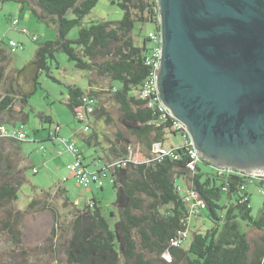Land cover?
Wrapping results in <instances>:
<instances>
[{"label": "trees", "instance_id": "obj_1", "mask_svg": "<svg viewBox=\"0 0 264 264\" xmlns=\"http://www.w3.org/2000/svg\"><path fill=\"white\" fill-rule=\"evenodd\" d=\"M19 1L29 3L40 21L57 26V36L39 42L34 56L21 67L11 66L14 51L9 41L14 39H10L7 46L3 41L0 42V123L15 126L19 120H28L29 114L24 107L38 90L40 75L45 72L48 77L59 82L51 74V67H59L56 53L63 51L78 69L88 72V87L83 89L76 84L68 85L66 101L83 127L89 122V130L84 131L83 128L82 135L83 142L94 148L88 163L101 162L102 167L97 171L104 172L109 164L120 162L109 169L116 194V214L112 211L110 217L106 216L95 198L83 207L77 206L70 221L67 262L264 264V207L257 216L253 215L247 188L250 180L252 183L257 177L236 169H219V165L204 156L195 170H191L187 166L188 156L183 146L175 148L179 155L177 159L170 154L159 156L154 152L155 143L165 145L171 122H161L149 106L148 99L139 95L152 71L146 62L151 38L147 35L142 43H137L134 30L137 23L144 25L152 22V32L158 31V0H119L117 4L124 11L122 19L91 21L87 26H80L76 38L68 37L69 32L81 24L99 0ZM112 2L115 3V0ZM23 27H20L18 19L17 26L13 28L21 31ZM27 35L34 42L39 40L37 33L29 31ZM19 44L20 48L24 46L23 43ZM93 72L108 78L110 87L107 92L119 105L123 125L130 135L147 148L141 158L136 156L132 148L133 140L125 132H118L117 137L110 139L109 145L103 147L107 154L95 155L99 151L97 147L102 143L98 131L93 127L95 119L105 118L110 122L112 118L101 102L100 93L104 91L103 88L94 85L89 76ZM86 95L94 96L97 102L92 114L82 120L77 114L84 106ZM39 116L43 121L53 123L50 116L43 113ZM168 120H172V117ZM55 127L60 128V125L55 124L53 127L55 136L52 139L60 136L59 129ZM6 140L16 148H20L22 141L0 138V210L4 209L8 216L4 220V227L17 235L19 231L11 221L10 206L17 200L19 188L25 181L23 171L26 166L19 168L12 161L5 145ZM130 152L133 159L128 160L126 165L121 164ZM83 157L86 160L88 156L83 153ZM177 180L184 181L180 184L186 183L198 192L207 204L203 212L190 214L177 188ZM59 188L65 194V204L68 203L67 189ZM46 193L49 195V191ZM35 203L33 200L30 206ZM43 207L51 206L44 200ZM203 214L212 221L213 226L205 231H195L187 248L185 243L181 246L173 245L172 240L177 238L179 231L189 230L191 217ZM250 229L258 233L251 237ZM166 254H169L170 259Z\"/></svg>", "mask_w": 264, "mask_h": 264}, {"label": "rangeland", "instance_id": "obj_2", "mask_svg": "<svg viewBox=\"0 0 264 264\" xmlns=\"http://www.w3.org/2000/svg\"><path fill=\"white\" fill-rule=\"evenodd\" d=\"M118 1L115 0L113 3L112 0H99L81 24L76 25L69 32L68 37L76 38L80 26H87L91 21L122 19L124 11L117 4ZM13 18L20 20V27H27L31 33H37L39 40L34 42L27 34L13 28ZM141 26L142 29H140ZM153 29L154 23L152 22L144 25L137 23L134 30L137 43H142ZM56 36L57 26L40 21L32 12L29 3L19 0H0V42L3 41L7 46L8 41L14 39L24 44L22 48L12 52L11 66H23L34 56L39 42L54 39ZM56 57L59 67L53 65L51 74L59 82L43 72L40 75L38 90L29 98V103L24 107L25 112L29 114L28 120L26 122L17 121V125L23 126L29 138L22 141L20 148H16L14 144L6 140L5 145L11 154L12 161L17 167L26 166V168L23 171L25 181L19 188L18 198L10 206L11 221L19 231L17 235L4 227V220L8 216L4 209L0 210V264H69L66 245L71 233L70 221L77 206L83 207L86 202L95 198L106 216L110 217L112 211L115 214L117 211L114 206L116 194L110 171H107L103 177L102 189L97 183L86 188L77 183L73 172L68 168L71 159L68 153V151L71 152L68 149V140L74 139L88 157L94 152L93 147L83 142V125L66 104L68 85L76 84L84 89L88 87L89 80L88 72L78 69L65 52L58 51ZM89 76L94 85L103 88L104 91L100 93L101 102L112 118L110 122L105 118L95 119L93 127L98 131L102 140L101 145L97 147L99 151L95 155L107 154V150L103 147H107L109 140H114L118 132H125L133 140L132 148L136 156L141 158L147 148L140 144L135 136L130 135L123 125L119 105L107 92L110 87L108 78L101 77L95 72ZM40 113L50 116L53 123L43 121L39 116ZM55 124L60 125V136L57 139H52V137L49 139V132ZM7 125L12 126L13 124ZM182 141L180 133L168 132L164 144L167 147L178 146L182 144ZM89 159L87 158L85 162L88 163ZM88 167L93 169L94 165L88 163ZM177 183H184V181L177 180ZM59 187L67 189L66 196L69 200L66 204L65 194L60 192ZM247 188L250 192L252 213L257 216L263 208L264 195L252 183H249ZM48 191L49 195L46 193ZM33 200L36 203L30 206ZM44 200L49 202L51 207H43ZM212 226V221L204 214L192 216L189 223L190 235L184 246L188 247L195 231H205ZM54 228H57L56 231ZM257 233L255 229L249 230L251 237Z\"/></svg>", "mask_w": 264, "mask_h": 264}, {"label": "water", "instance_id": "obj_3", "mask_svg": "<svg viewBox=\"0 0 264 264\" xmlns=\"http://www.w3.org/2000/svg\"><path fill=\"white\" fill-rule=\"evenodd\" d=\"M162 102L219 166L264 175V0H158Z\"/></svg>", "mask_w": 264, "mask_h": 264}, {"label": "built area", "instance_id": "obj_4", "mask_svg": "<svg viewBox=\"0 0 264 264\" xmlns=\"http://www.w3.org/2000/svg\"><path fill=\"white\" fill-rule=\"evenodd\" d=\"M12 23H13L12 24L13 27H16L18 24V19L15 18ZM20 30L22 33L25 34H28L29 32L28 29L25 27L20 28ZM150 38H151L150 39L151 49L149 50V53L146 57V62L148 65L151 66L152 71L149 74V76L146 78L144 84L142 85L141 90L139 91V95L144 99H148L149 106L152 108L154 114H156L159 117L161 122H166V121L171 122L169 132L171 134L174 131H175L174 134L180 133L183 139L182 144L178 146L167 147L162 143H155L154 152L159 156L163 154H170L173 158L177 159L179 155L175 148L183 146L186 148L187 151V156H188L187 166L189 169L195 170L196 166L202 162L204 157L195 148L194 141L187 129L186 124L183 123L180 119L176 118L171 113L170 109L162 102L157 89L156 72L159 68L160 59H161V19L158 22V31L152 32L150 34ZM9 44L12 47L13 51H16L18 48L21 47V45L15 40H10ZM84 102H85L84 106L81 109H79L77 114L78 118L82 120H86L87 116L89 117V115L92 114V112L95 109L97 99L92 95H86L84 96ZM169 117H172V120H168ZM55 128L59 129V127H55ZM83 128L84 131H88L89 122ZM49 134L50 137H54L55 129L54 128L51 129ZM0 138H15L21 141H25L29 138V135L24 130L23 126H18V125L9 126L6 123H0ZM67 145H68V149L74 155V160L68 164V168L73 172L77 183L86 188L91 187L93 183H97L98 185L103 186L104 185L103 177L106 174H104V172L92 170L85 164L83 152L79 149L74 139L68 140ZM132 159H133V154L130 152L128 158L126 160H123L121 164L126 165V162ZM116 163H120V162H114L112 166H115ZM219 169L234 170L236 168L219 166ZM34 170L36 171V169ZM236 170L242 171L240 169H236ZM247 174L251 175L249 173ZM254 176L257 177L259 181L264 182V175H254ZM177 188L181 193L183 201L187 205L190 214L198 215L207 208L206 202L200 197L198 192L195 189L189 187L188 184L178 183ZM259 191L264 195L263 187L260 188ZM188 237H189L188 229L179 231L177 238H174L172 240V243L175 246H181L186 242ZM166 257L170 259L169 254H166Z\"/></svg>", "mask_w": 264, "mask_h": 264}, {"label": "crops", "instance_id": "obj_5", "mask_svg": "<svg viewBox=\"0 0 264 264\" xmlns=\"http://www.w3.org/2000/svg\"><path fill=\"white\" fill-rule=\"evenodd\" d=\"M50 133V132H49ZM60 135V134H59ZM49 139H51V137H50V134H49ZM84 154H85V151L83 150V149H81V148H79ZM61 153H62V151H61ZM68 153L70 154V162H72L73 160H74V155L71 153V152H69L68 151ZM87 158H89V157H87ZM86 158V159H87ZM90 161V160H89ZM69 162V163H70ZM114 163V162H113ZM113 163H111V164H109V166L108 167H106V171H104V174H107V171H110L109 169H111V167H112V164ZM88 164V163H87ZM93 165H94V168L92 169V168H90V169H92V170H98V169H100L101 167H102V163L101 162H95V163H93ZM252 184H254L256 187H257V190L259 191V189L260 188H264V183H262V182H260L259 181V179H255V180H253L252 181ZM103 188V187H102ZM101 188V189H102ZM263 202H264V200H263ZM263 207H264V203H263Z\"/></svg>", "mask_w": 264, "mask_h": 264}]
</instances>
